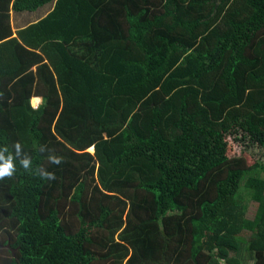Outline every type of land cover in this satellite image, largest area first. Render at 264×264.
<instances>
[{
  "label": "trees",
  "instance_id": "16d2710c",
  "mask_svg": "<svg viewBox=\"0 0 264 264\" xmlns=\"http://www.w3.org/2000/svg\"><path fill=\"white\" fill-rule=\"evenodd\" d=\"M16 142L56 179L0 180V264H264V0H0Z\"/></svg>",
  "mask_w": 264,
  "mask_h": 264
},
{
  "label": "clouds",
  "instance_id": "9594fccd",
  "mask_svg": "<svg viewBox=\"0 0 264 264\" xmlns=\"http://www.w3.org/2000/svg\"><path fill=\"white\" fill-rule=\"evenodd\" d=\"M14 151H10L8 146L0 148V180L11 178L17 170V161L20 167L30 175L39 176L45 180H55L56 176L43 165L33 168L32 157L23 151V147L19 142L13 145ZM50 152L48 163L60 164L62 159L48 149L47 145L40 146V152Z\"/></svg>",
  "mask_w": 264,
  "mask_h": 264
},
{
  "label": "rangeland",
  "instance_id": "374dc122",
  "mask_svg": "<svg viewBox=\"0 0 264 264\" xmlns=\"http://www.w3.org/2000/svg\"><path fill=\"white\" fill-rule=\"evenodd\" d=\"M37 16H38L37 12H35V13H26V18L29 17V20H31V21L35 20V18ZM21 19H25V18H21V16H17L16 15V19L14 21V25H16L17 27L20 26V25L24 26L26 23H23V21ZM229 142L232 144L233 154H238L241 147H239V145H236L235 143H233L231 140ZM228 147H229V145H228ZM246 150H247L248 153H250L253 156L254 159L261 160L260 151L258 150V148L248 147V148H246ZM89 152L93 153L94 151H91V149H90ZM259 175H260V170L259 169L247 172V175L244 177V179L240 181L241 188L243 187V185H244V183H245L247 178H258ZM247 205L248 204H246V207H247ZM256 208H257L256 204H254V203H250L249 204L248 209L246 211V217L248 218L249 222L255 220Z\"/></svg>",
  "mask_w": 264,
  "mask_h": 264
},
{
  "label": "crops",
  "instance_id": "0c3cea01",
  "mask_svg": "<svg viewBox=\"0 0 264 264\" xmlns=\"http://www.w3.org/2000/svg\"><path fill=\"white\" fill-rule=\"evenodd\" d=\"M51 9H53V6H50V7L46 6L45 8L38 10V12H37L38 16L33 21L29 20V17L26 18V13L18 15V16H21V18H25V19H21V20L23 21V23H26V26L25 25L24 26L20 25L18 27L16 25H14V21L16 19V15H13L11 13V29H12V32L15 33V32L18 31L19 28H22V27L24 28V27H27L28 25L35 24L37 21L39 22L40 20H42L43 18H45L48 15V12ZM90 149H91V151H94V148H90Z\"/></svg>",
  "mask_w": 264,
  "mask_h": 264
},
{
  "label": "built area",
  "instance_id": "2783aa9c",
  "mask_svg": "<svg viewBox=\"0 0 264 264\" xmlns=\"http://www.w3.org/2000/svg\"><path fill=\"white\" fill-rule=\"evenodd\" d=\"M39 104V99L33 98L31 101V105L33 108H36Z\"/></svg>",
  "mask_w": 264,
  "mask_h": 264
}]
</instances>
